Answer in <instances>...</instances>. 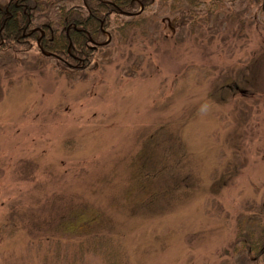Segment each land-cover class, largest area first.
Returning a JSON list of instances; mask_svg holds the SVG:
<instances>
[{"label": "rangeland", "instance_id": "rangeland-1", "mask_svg": "<svg viewBox=\"0 0 264 264\" xmlns=\"http://www.w3.org/2000/svg\"><path fill=\"white\" fill-rule=\"evenodd\" d=\"M184 1L108 12L86 65L0 51V264H106L119 243L124 264H250L264 0H196L191 20Z\"/></svg>", "mask_w": 264, "mask_h": 264}, {"label": "trees", "instance_id": "trees-1", "mask_svg": "<svg viewBox=\"0 0 264 264\" xmlns=\"http://www.w3.org/2000/svg\"><path fill=\"white\" fill-rule=\"evenodd\" d=\"M155 0H81L82 7L72 6L70 10L57 6L55 0H10L0 7V51L8 48L11 52L26 50L33 43H40V47L53 56L70 65H86L90 63L96 48L94 44L103 34V29L110 26L108 12H121L128 15H138L136 7H148ZM161 2L168 0H159ZM183 3L184 0H179ZM187 7L181 8L189 19L200 17L195 15L194 8L198 6L196 0H185ZM184 1V2H185ZM24 10H34L45 15L27 16ZM47 13V14H46ZM184 16V17H186ZM37 17V18H36ZM34 19H38L35 24ZM130 22H126L128 25ZM197 21L187 28L188 34L194 32ZM111 27V26H110ZM27 32V36L24 33ZM113 33V32H112ZM27 37V38H26ZM103 47V45H101ZM101 46H98L101 48ZM39 47V46H38ZM263 223L256 225L244 233L239 228L238 238L241 242L239 261L250 264H264V201L259 205ZM53 232V231H51ZM55 233V232H53ZM54 235V234H52ZM51 237V236H50ZM103 238V237H101ZM116 245L112 250L103 248L101 251L106 264H124L126 252L122 245ZM111 249V248H110ZM123 250V254H118Z\"/></svg>", "mask_w": 264, "mask_h": 264}, {"label": "water", "instance_id": "water-1", "mask_svg": "<svg viewBox=\"0 0 264 264\" xmlns=\"http://www.w3.org/2000/svg\"><path fill=\"white\" fill-rule=\"evenodd\" d=\"M45 54H48V53H46L45 51H43Z\"/></svg>", "mask_w": 264, "mask_h": 264}]
</instances>
